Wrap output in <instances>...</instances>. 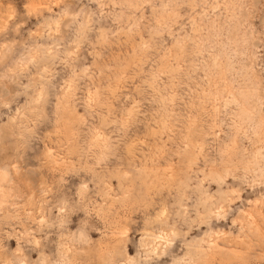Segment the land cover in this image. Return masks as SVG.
<instances>
[{"label":"rangeland","instance_id":"rangeland-1","mask_svg":"<svg viewBox=\"0 0 264 264\" xmlns=\"http://www.w3.org/2000/svg\"><path fill=\"white\" fill-rule=\"evenodd\" d=\"M0 264H264V0H0Z\"/></svg>","mask_w":264,"mask_h":264}]
</instances>
